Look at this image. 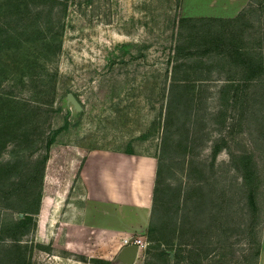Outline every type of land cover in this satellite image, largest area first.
Wrapping results in <instances>:
<instances>
[{"label": "rangeland", "instance_id": "rangeland-1", "mask_svg": "<svg viewBox=\"0 0 264 264\" xmlns=\"http://www.w3.org/2000/svg\"><path fill=\"white\" fill-rule=\"evenodd\" d=\"M250 2L224 16L221 0H0V264H125L126 237L143 241L132 264H264V10ZM93 150L156 159L144 230L76 224Z\"/></svg>", "mask_w": 264, "mask_h": 264}, {"label": "crops", "instance_id": "crops-1", "mask_svg": "<svg viewBox=\"0 0 264 264\" xmlns=\"http://www.w3.org/2000/svg\"><path fill=\"white\" fill-rule=\"evenodd\" d=\"M247 1L221 0L220 5H211L210 10L224 16L232 15L241 10ZM191 12L202 13L198 8ZM156 167L157 161L153 156H135L105 150H93L86 154L79 170V182L83 187L84 197L77 208L82 218L75 220L76 224L85 226L88 238L96 236L91 232H95L93 228L100 225V220L93 216L98 214L104 217L109 214L117 225L115 227L118 228L114 229L118 232L129 233L146 228L152 206ZM67 216L62 221H72L73 213ZM75 232L73 229L63 234L66 239L62 248L67 253L77 251V242L72 240ZM68 261L70 259H63L65 263Z\"/></svg>", "mask_w": 264, "mask_h": 264}, {"label": "trees", "instance_id": "trees-1", "mask_svg": "<svg viewBox=\"0 0 264 264\" xmlns=\"http://www.w3.org/2000/svg\"><path fill=\"white\" fill-rule=\"evenodd\" d=\"M253 3L254 5L258 6V5H261L262 7V10H264V0H251L250 4L248 5V8H253ZM78 6L80 5V2L78 1L76 3ZM244 11V10H243ZM244 12H241L239 13L236 18L234 19H222V18H219V17H202V18H181L179 23H183V24H189V25H195L197 23H200V22H207L209 24H211L213 27H215L216 24L218 23H221V22H228V23H233L235 22L237 19H242L244 16ZM218 36H215L214 38L217 39ZM233 45H235V43H233L232 41H229L228 44H226V46L229 48V49H232ZM235 47V46H234ZM235 51L237 52V54L241 55L243 54V50L241 49H236L235 47ZM241 51V52H240ZM245 54V53H244ZM264 62V57L262 58L261 56L259 57L258 59V63L259 64H262ZM239 161H240V168H241V179L243 180V186L244 187H248L250 185V178L249 176L253 175V172L251 173V170H250V157L243 154V155H240L239 156ZM156 177V176H155ZM154 186H155V183H154ZM153 193H154V189H153ZM249 204L251 206V209H254V205H255V202L254 201H249Z\"/></svg>", "mask_w": 264, "mask_h": 264}, {"label": "water", "instance_id": "water-1", "mask_svg": "<svg viewBox=\"0 0 264 264\" xmlns=\"http://www.w3.org/2000/svg\"><path fill=\"white\" fill-rule=\"evenodd\" d=\"M138 248L134 244L124 245L119 252L118 259L125 264H132L137 255Z\"/></svg>", "mask_w": 264, "mask_h": 264}, {"label": "built area", "instance_id": "built-area-1", "mask_svg": "<svg viewBox=\"0 0 264 264\" xmlns=\"http://www.w3.org/2000/svg\"><path fill=\"white\" fill-rule=\"evenodd\" d=\"M122 246L124 245H128V244H134L137 246L138 250L140 249V247L143 245V241L141 238H135L133 240H130L129 237L123 238L122 239Z\"/></svg>", "mask_w": 264, "mask_h": 264}]
</instances>
